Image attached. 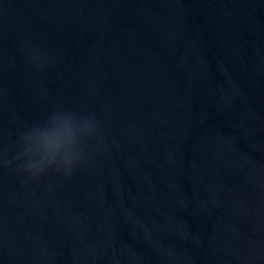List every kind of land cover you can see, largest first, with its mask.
I'll return each mask as SVG.
<instances>
[{"label": "water", "instance_id": "obj_1", "mask_svg": "<svg viewBox=\"0 0 264 264\" xmlns=\"http://www.w3.org/2000/svg\"><path fill=\"white\" fill-rule=\"evenodd\" d=\"M0 264H264V0H0Z\"/></svg>", "mask_w": 264, "mask_h": 264}, {"label": "clouds", "instance_id": "obj_2", "mask_svg": "<svg viewBox=\"0 0 264 264\" xmlns=\"http://www.w3.org/2000/svg\"><path fill=\"white\" fill-rule=\"evenodd\" d=\"M97 133L94 117H79L70 111L53 114L46 125L34 126L23 134L22 150L17 156L23 161L20 167L33 178L52 168L68 176L84 159L82 145Z\"/></svg>", "mask_w": 264, "mask_h": 264}]
</instances>
